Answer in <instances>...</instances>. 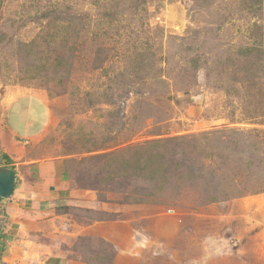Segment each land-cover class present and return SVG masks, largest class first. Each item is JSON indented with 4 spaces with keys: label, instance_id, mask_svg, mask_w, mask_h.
Returning <instances> with one entry per match:
<instances>
[{
    "label": "rangeland",
    "instance_id": "obj_1",
    "mask_svg": "<svg viewBox=\"0 0 264 264\" xmlns=\"http://www.w3.org/2000/svg\"><path fill=\"white\" fill-rule=\"evenodd\" d=\"M44 1L37 0L41 4ZM53 1L69 2L79 13L95 14L91 0ZM26 2L10 3L4 9L6 16L17 13L16 17L21 19L29 17L35 8ZM123 3L125 6L126 1ZM239 5L240 0H147L143 21L147 22V30L145 25L139 26L135 17L126 21L129 31L125 42L135 37L141 41L150 34L156 37L151 57L156 67H164L165 58L172 65L158 91L140 96L143 103H136V97L125 94V86L116 85L112 79L116 71L126 68V78L135 65L139 67L143 56L138 53L146 45L127 42L128 45L111 46L112 56L102 65L109 67L108 75L90 64L97 45H79L71 63V75L61 70L44 71L33 79L19 78L20 71L40 65L44 56L36 51L43 47L34 45L35 51L26 54V48L19 45H0V119L20 135L38 132L29 144L33 158L58 157L67 162L72 193L56 203L55 227L48 232L49 240L67 258L83 264H264V164L255 163L248 180L242 170L228 164L225 171L232 175L235 170L232 189H240L241 196L191 208L204 190V185L197 181L181 182L183 187H199L197 194L189 191L191 200L180 190L181 196L167 204H125L120 192L103 186L99 196L107 202L99 201L92 185L101 163L88 160L114 149L109 147L113 139L119 143L115 148H123L145 140L182 138L226 126L243 129L249 135L247 144H255L256 149L252 145L247 147L248 157L264 159V124L246 120L239 102L228 104L223 90L214 86L216 82L211 79L208 83L205 79L203 69L196 72L195 81L190 76L191 82L183 88L179 82L181 73H177L180 66L188 67L186 55L188 58L211 50L213 56L207 60L211 62L233 47L249 44L252 34L257 45L264 43V8L245 14L238 9ZM26 21L17 36L29 40L37 35L39 26L31 19ZM254 21L258 25L255 33L249 28ZM132 28L135 30L131 34ZM85 36L89 38L90 33ZM63 56L67 58L65 52ZM261 85V89L252 88L253 97H248L251 104L262 100L264 83ZM252 129L258 133L255 135ZM202 142L210 143L206 150L215 151L214 141ZM177 154L176 157L180 153ZM259 188H263L261 192H250ZM220 189L231 192L224 179ZM107 215L108 220H90Z\"/></svg>",
    "mask_w": 264,
    "mask_h": 264
},
{
    "label": "trees",
    "instance_id": "obj_2",
    "mask_svg": "<svg viewBox=\"0 0 264 264\" xmlns=\"http://www.w3.org/2000/svg\"><path fill=\"white\" fill-rule=\"evenodd\" d=\"M14 1L16 0H0V45H19V48H26V54L35 51L34 45H41L43 49L36 53L45 57H41L40 65L37 67L32 65L30 68L21 70L19 78H38L44 71L48 73L58 70L64 71L65 75H71V63L79 45H97L93 48L96 51L90 64L93 69L102 68V71H105L104 74L108 75L109 67L102 65L112 56V54L109 55L110 47L117 44L128 45L127 42H131V45H146L145 50L138 53L139 56H143V60L139 63V67L135 65V69L126 78V68L123 71H116L112 81L116 85L125 86V94L134 95L136 103H143L139 100L140 96L154 90L158 91L159 84L167 79L165 72L171 70L169 69V66H172L171 63L169 64L165 58L164 67L161 65L156 67L151 59L156 37L149 34L145 35L141 41L137 37L131 41H124L129 31L127 28L129 23L126 25V21L130 17H135L140 21L139 26L145 25L147 30V22H143L147 14V0H125V6L123 0H91L90 3L95 12L93 15L87 11L79 13L69 2L56 3L53 0H45L41 4L37 0H27L26 4L34 7L35 10L26 19H21V16L16 17L17 13H14V17L6 16L5 7L8 8V5ZM261 7L264 8V0H240L238 9L245 14H253ZM18 14L21 15V13ZM93 18L95 19L91 23ZM27 19H31L39 26L37 35L29 40L17 36L20 29L28 23ZM257 27L254 21L249 28L255 33ZM120 28L124 30L120 32L118 30ZM133 30L135 28L131 29V34L134 33ZM88 33H90L89 38L85 36ZM162 38L161 33L160 45H162ZM251 38L249 44L233 47L222 55V58L213 59L211 62L207 61L213 56L211 50L191 54L188 58L186 55L184 58L188 67L184 69L180 66L177 73L178 71L179 74L181 73L179 82L183 88V85L188 86L191 82L188 80L190 76H193L195 81L196 72L203 69L205 79L208 83L211 79L216 82L214 86L223 90L228 104L232 106L234 102H239L241 109L245 110L246 120L250 123L264 124V91L260 95L263 101L256 100L251 104V99L248 100V97H253L252 88L261 89L263 88L261 84L264 83V43L257 45L253 34ZM183 39L184 37L180 38L181 41ZM63 52L67 54L66 59ZM180 58L178 56L179 60ZM50 59L52 60L49 62ZM192 72L193 75H188ZM56 79L59 84L60 77ZM142 85L148 86L142 89ZM108 89L111 90L112 87ZM252 131L258 133L257 129ZM247 137L249 135L243 129L226 126L206 133L184 135L182 138L173 136L145 140L123 148H115L119 143L113 139V144L109 147L114 149L88 158V160L92 159L93 164L101 163L92 186L97 191L99 201L107 202V199L101 197V194L99 196V193L101 187L110 186L111 190L122 194V202L125 204H167L169 200H173L176 196L180 197L182 193L191 200L189 191L194 190L197 194L199 187L195 188L191 185L183 187L182 181L183 184H187L186 181H197L201 183V186L204 185L203 192L198 195L199 199L192 204L191 208L219 203L229 199L230 196L238 197L241 196L240 189L235 191L232 189L235 170H242L248 180L255 163L261 166L264 164L263 158L251 159L246 155L247 147L250 145L253 150L256 149L255 144L249 142L247 144ZM202 139L214 141L215 144L212 146L216 148L215 151L206 150L210 143H201ZM219 143L220 146L217 147ZM177 153H180L178 157H176ZM232 153H237V156L233 157ZM228 164L234 166L232 175L225 171ZM64 166L67 173L65 158ZM223 179L231 189L230 193L221 191ZM209 187L210 191L207 192ZM262 189L250 192L258 193ZM180 190H183L182 193ZM3 200L4 198L0 197V209ZM92 219L103 221L108 220L109 216H95L90 218ZM2 230L3 227L0 224V237L3 236ZM2 248L3 243H0V250Z\"/></svg>",
    "mask_w": 264,
    "mask_h": 264
},
{
    "label": "crops",
    "instance_id": "obj_3",
    "mask_svg": "<svg viewBox=\"0 0 264 264\" xmlns=\"http://www.w3.org/2000/svg\"><path fill=\"white\" fill-rule=\"evenodd\" d=\"M37 133L20 135L0 119V167L15 173L14 189L0 209V264H83L49 240L57 218L54 207L71 196L72 188L64 158L31 156L29 144Z\"/></svg>",
    "mask_w": 264,
    "mask_h": 264
},
{
    "label": "water",
    "instance_id": "obj_4",
    "mask_svg": "<svg viewBox=\"0 0 264 264\" xmlns=\"http://www.w3.org/2000/svg\"><path fill=\"white\" fill-rule=\"evenodd\" d=\"M15 184L14 170L8 167H0V197L8 198Z\"/></svg>",
    "mask_w": 264,
    "mask_h": 264
}]
</instances>
